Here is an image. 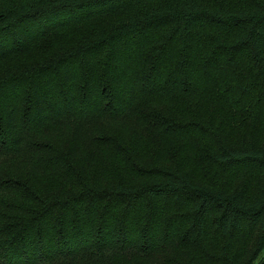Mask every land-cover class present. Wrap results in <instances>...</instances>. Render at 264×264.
<instances>
[{"label":"trees","instance_id":"obj_1","mask_svg":"<svg viewBox=\"0 0 264 264\" xmlns=\"http://www.w3.org/2000/svg\"><path fill=\"white\" fill-rule=\"evenodd\" d=\"M0 264H264V0H0Z\"/></svg>","mask_w":264,"mask_h":264}]
</instances>
